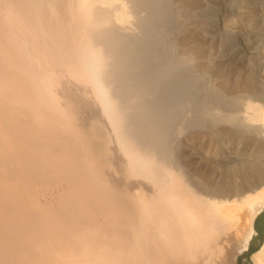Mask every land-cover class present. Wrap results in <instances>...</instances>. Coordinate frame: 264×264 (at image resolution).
<instances>
[{"label":"bare ground","instance_id":"obj_1","mask_svg":"<svg viewBox=\"0 0 264 264\" xmlns=\"http://www.w3.org/2000/svg\"><path fill=\"white\" fill-rule=\"evenodd\" d=\"M196 1L180 0L179 4L194 9ZM143 2L0 0V104L6 103L0 108V183L13 181L14 171L21 172L14 168V161L20 164L25 158L23 164L31 170L30 185L71 182L66 193H55L60 198L54 200L57 204L47 200L57 208L39 200L32 209L21 205L17 210L20 194L16 195L12 185L5 187L10 195L0 187V264H29V258L31 264H235L237 250L249 239L252 218L264 207V176L257 175L261 168L252 163L253 167L244 169V162L256 159L257 149L251 145L256 138L238 131L235 124L250 125L253 134L264 130V97L257 91L256 76L226 61L217 69L208 62L202 64L208 74H215L212 90L222 102H204L211 123H221L215 130L183 131L177 114L161 120L150 116L148 109L154 104L149 98L154 92L149 89L158 84L136 86V74L127 76L136 61L126 46L143 27ZM66 35L67 40L63 38ZM14 38L20 46L16 51L12 49ZM195 39L187 38L183 44V54L191 59L204 48ZM29 64L34 70L30 73L37 78L30 82L34 80L35 89L43 91H36L39 96L35 98L29 91L18 101L17 92L22 95L30 88L25 84L20 90L19 77L15 80L13 74L19 73V68L24 73ZM42 65L45 68L39 69ZM16 68L19 71L15 73ZM159 70L155 72L162 75ZM66 74L73 80L70 85ZM84 97L98 108L88 117L87 125L75 119L83 111L80 107L88 106V101L81 100ZM34 99L47 102L33 106ZM222 140L231 142L226 148H216ZM178 148L188 160L185 165L173 164ZM223 151L225 156L217 157ZM189 155L193 159L189 160ZM115 160L121 164L122 184L111 182L105 173ZM219 162L231 168L243 164L244 170L238 167L230 175L232 168L229 175L218 177L208 167ZM78 171L80 176L75 173ZM71 200L74 203L68 209L72 216L67 215L65 221L74 229L57 224L55 231L50 229L52 235L45 234L46 228H51L48 225L62 215L61 204L69 205ZM22 234L27 237L20 238L25 236ZM72 234L75 242H80H73L70 250L54 244L50 247L51 240L49 246L45 243L49 248L40 253L35 247L42 246L40 241H27L46 236L60 243ZM30 244L38 251H22ZM39 254L44 256L40 255L41 261ZM251 259L253 264H264V240Z\"/></svg>","mask_w":264,"mask_h":264},{"label":"rangeland","instance_id":"obj_2","mask_svg":"<svg viewBox=\"0 0 264 264\" xmlns=\"http://www.w3.org/2000/svg\"><path fill=\"white\" fill-rule=\"evenodd\" d=\"M140 1L141 2L144 1L143 4L145 5V7L143 4L141 5V9L143 8L142 9V11H143L142 15H144V16L142 17L143 19H142V21H141L142 23H140V25L142 24L141 27L142 26L143 27L140 28L141 32L138 33V35H137L138 37L135 35L137 38L134 37L133 41H130L131 43L128 42V44L126 46V50L129 51L131 49L133 52L135 51L138 53L136 54V53H133L131 51L132 54H134V56H135L134 61H136L135 64H133L134 69L133 70L131 69V73L129 71L128 73H125L124 75H127L130 73L127 76L130 77V75H131V77H133L136 74V83H135L136 86L137 85L143 86L145 83L154 84V85L158 84L159 88L157 87V85H155L154 87L155 88L157 87V89H155L154 87H153L154 89L153 88L149 89L150 91L152 90V92H154L153 95L151 94V96H150L151 98L148 97L149 100L152 99L151 102L153 101L152 104H154V105H151L148 109V110H150L149 111L150 116L156 117V119L161 120V119H167L168 115L174 116L175 114H177L178 118H181L182 129H184L183 131H185V128L188 129L189 131L207 130V129H209L208 127L211 128L209 130L217 129V126L221 125L220 121H216V122L211 123L212 121H210V117L206 114L205 109H204V106H205L204 102L206 100L207 101H213V100L219 101L220 100L219 99L220 96L218 95V93L213 92L214 90H212L214 83H216L215 74H213V73L208 74L207 70L205 71L203 69V67H205V65L202 66V64H205L206 62L214 65V69H217L218 67L222 68L223 67L221 65L222 62L226 61L228 63V65L236 66L235 69H242L243 71L248 70V71L253 72V74L256 76L255 84L257 87V91H258V93H260V95H262V97H264V0H226V1L225 0H223V1H220V0H197L196 1L197 4L194 5V9H192L193 6L190 8H186V7L184 8L183 6H181V4H179L180 0H140ZM226 2H227V4L225 6L224 3H226ZM149 3H151L152 5ZM153 3H154V5H153ZM180 7H182V8H180ZM235 17H236V19H235ZM242 20L247 21L246 25H248V24L249 25L248 26H246V25L240 26L238 28V26L243 22ZM215 22H217V23H215ZM210 23H212V24H210ZM203 32H205V33H203ZM194 36L196 39L199 40V41L198 40L197 41L200 43V45L203 44L204 48L202 47L203 49L200 50V53L198 54L199 56H196V58L194 57L191 59V58L186 57L183 54V52H184L183 44L185 42V39L191 38V37L193 38ZM63 38L65 40H67L69 38V36L66 35ZM158 38H159V40H158ZM16 39L15 38L13 39L14 45H12V49H14V48L16 49V48L20 47L17 43H15ZM144 39L147 40L148 43H146L147 41H145ZM149 40L151 43L149 42ZM141 41H142V43H141ZM200 41H202L203 43H201ZM132 42L135 43V45ZM24 46L22 44L21 47H24ZM235 47H236V49H235ZM139 48H141V49H139ZM170 49L172 51H170ZM23 52H25V51H23ZM28 53H30V52H28ZM139 53H141V54H139ZM22 56L26 57L27 55L26 54L23 55V53H22ZM171 56H172V58H171ZM181 57H182V59H181ZM208 59H210V60H208ZM140 62H141V64H140ZM169 63H172V64H169ZM179 63H181V64H179ZM45 65H42L41 67H39V69L45 68ZM30 66L31 65L29 64L28 67L26 66V68H24V70H23V72L25 71L24 73H21L23 68H19L20 69L19 73H16L19 71V70H17L18 68H16L14 70L16 73V75L13 74L14 79L16 80L17 76L19 77V78H17L18 81L16 80V82H18L20 84V87L24 86L26 84L25 86L29 87L30 89L32 88V90H30V89L28 91L26 90V92L22 95H21L20 91H19V93L17 92L16 100H17V98H19L18 101L27 97L30 94V92L34 94V98H35L36 96H39V95H36L38 93L35 94L36 91H39V92L43 91V89L41 90V88H37V90L35 89L36 83L34 82V80H31V82H30V79H34L36 77L32 74L34 71L33 67H30ZM29 67L32 70H29ZM158 67L161 70L162 75H160L159 72H158L159 74L157 72H155L156 70L157 71L159 70ZM150 69H152V70H150ZM142 70L144 71V74L142 73ZM171 70H173V71H171ZM31 71H32V73H30ZM149 72H152V73L150 74ZM167 72L168 73L170 72V73L167 74ZM164 73H166V74L163 75ZM29 74H32L31 77ZM132 74H133V76H132ZM32 76H34V77H32ZM49 76L52 77L53 74L50 73ZM21 79H22V81H20ZM65 79H68L70 81V82L69 81L66 82L69 85L71 82H73V80L67 74L65 76ZM45 80H48V79L46 78ZM35 81H37V78H35ZM150 81H151V83H150ZM27 82H28V84H27ZM63 82L64 81L62 80V82H60V83H63ZM68 84H66V85L63 84V86L66 87V86H68ZM159 84H160V86H159ZM31 85H33L34 87ZM163 86L165 88H163ZM20 90H22V87ZM149 90H147V91H149ZM155 90L156 91L159 90L158 91L159 93L156 92ZM160 98H162V99H160ZM154 99H156V100H154ZM16 100H14V101L16 102ZM81 100L84 103H85V101H88V103H85L88 106L87 107H80V110H81V108H83V111L82 112L80 111V114L79 115L77 114L78 116L75 119L76 120L82 119V122L86 123V125H87V122L89 121L88 117H90L92 115L94 116V114L96 113V110L98 108H97L96 104H94V102H89L90 99L85 100V97H84V98H81ZM160 100H161V102H160ZM222 100H226V98L222 97ZM42 102L43 103L45 102L44 99H43V101H36L34 99L33 106H35L34 104H37V103H39V105H40ZM46 102H47V100H46ZM77 102L78 103L80 102L79 104L82 105L81 101H77ZM219 102L222 103L221 101H219ZM226 103L228 105V102L226 101L224 103V106L226 105ZM0 105H2V107L0 106V108L6 107L5 102L3 104H0ZM147 113H148V111H147ZM158 113H159V115H158ZM0 116H1V118H3L2 115H0ZM150 116H148V117L151 118ZM157 117H159V118H157ZM136 119L139 120V117H137ZM183 119H185V120H183ZM177 120H179V119H177ZM225 124L227 126H231V124H229V123H225ZM184 125H186V126H184ZM189 125H193L194 127L189 126ZM255 125H258V124H255ZM235 127L238 131H241V133L250 134L253 136V138H256L255 141L253 142L254 144L253 143L251 144L257 149L256 150V153H257L256 159L248 160L247 162L243 163L244 165L239 164V166H236V168L232 167V168H234L233 172H232V168L230 165H223L222 162H219V164L215 163L214 166L212 165V166L208 167L210 169L209 172H211L214 175H217L218 177H225V176H227V174L229 175L230 172H232L230 175L235 174L236 171L238 170V167L240 170H244L248 166H249L248 168H250V167H253V165H255V167H257V169L261 168L260 173L257 175L259 177L264 176V130H260V131L258 130L259 133L253 134V132L250 128V125H248V124L245 125L243 122H241L239 125L235 124ZM173 137H174V135H173ZM226 141L227 140H225V141L222 140L221 142H219L216 145V148H218V147L219 148H226V146L229 145L231 140H228L227 143H226ZM206 146H208V144ZM179 150L180 149L178 148L177 152H174L177 154L173 153L175 155L174 158H172V160L175 159L173 161L174 162L173 164L185 165L186 161L188 162V160H187V158H185L183 153L181 156ZM224 154H225V152L223 151L217 157H219V156L223 157ZM190 159H193V155H189V160ZM227 159H225V160H227ZM176 160L178 162L179 161L180 162L178 163ZM220 160H222V159H220ZM23 161L26 162L27 161L26 158ZM23 161L20 164H18L17 162L14 161V163L16 164L15 165L13 163V166L15 165L14 168L15 167L19 168L21 170V172H19L18 169L15 170L16 174H15V171L13 174H14V176L16 175V178L13 176V178H14L13 181L7 180V181L1 182L0 183L1 189L6 190V191H2L1 189L0 190L2 192L7 193L8 195H10L12 193L9 192V189H7L5 187L9 186V188H12V186H13L12 190L13 189L15 190L16 195L20 194L18 198H19V203H21V204L15 205L17 207V210H18V208L19 209L22 208V206L26 207V208L29 207L28 209H32L35 204H38L40 202L39 200H42L41 204H43V202L46 201V203H44V204L49 203V205H51L53 208H57L55 205L57 203H55L56 201L54 202V200H57V199L59 200L60 198H58V194L55 195V193H58V191H59L60 195L62 193L64 194V192L66 193L68 191V188L71 186V182H69L70 184L68 183L69 184L68 185L67 182H65V180H64L65 183L62 182L61 180H58L59 184L53 185V184H55V182H57V180H52L51 182L46 183V184L38 183V184H40L39 186H41V187H43V185H44V188H41V187L39 188L38 184H35V183L32 186L27 182V179L29 178L28 175H30V173H28V172L31 170L28 169L27 167H25L27 163L23 164L24 163ZM113 163H114L113 167L105 168L106 169L105 173L107 175V178H109V180L111 182H114L116 184H122L123 180H122L121 169H120L121 164L117 160H115ZM250 163H252L253 165ZM216 164H218V165H216ZM22 165H23V169L21 168ZM242 165H243L244 169L242 168ZM186 167L189 168L188 170H190V172L194 171V168L192 169V166L187 165ZM22 171H25L24 172L25 174ZM75 173L79 174L78 176L81 175L80 171L75 172ZM19 175L21 176V178ZM18 176H19V178H18ZM25 176H28V177L26 178ZM51 179H53V178H51ZM20 180H21V183H20ZM12 182H14V184H12ZM51 183H53V184H51ZM60 183H62L63 186H65V187L67 186V188H66L67 190H65L64 189L65 187L63 188L62 184H60ZM21 184H22V186L20 187ZM48 184H49V187H48ZM52 185H53V188H52ZM59 185L61 188L59 187ZM46 186H47V188H45ZM56 186H58L59 188ZM85 187H86L85 185H82L83 191L88 192L87 191L88 187H86V188ZM17 188H18V190H17ZM37 188H39V189H37ZM56 189H57V191H56ZM58 189H60L61 191ZM17 192H19V193L17 194ZM45 197H48V198L46 199ZM49 197H50V199H49ZM37 198H38V200H37ZM53 198H55V199H53ZM43 199H44V201H43ZM36 200H37V202H36ZM47 200H49V201L52 200L55 204L53 202H52V204H50L51 202H49ZM72 203H74L73 200H71V203H69V205L68 204L66 205L65 203L61 204L64 206L62 208L64 210L62 215L61 216L59 215L58 218L55 219V220H57V222L55 221L54 223H52L53 226H52V224L48 225V227H51V228H48L49 230H47V228H46L45 231L47 233H45V234H48L49 232H51V235H52V232H53L52 230H54V231L56 230L55 229L56 227H54V225L58 226L59 224L62 226L67 225L66 228L64 227L65 229H67V227H69V228L71 227L72 229H74V226L71 223L68 224L69 222H66L67 221L66 218L68 217L67 215H70V217L72 216L71 213L69 212V209H68V208H70ZM15 206H14V204L12 205V207H15ZM65 209H67V210H65ZM15 212L13 211V213H15ZM64 212H66V213H64ZM56 216H57V214H55L54 217H56ZM58 219H62L63 221L59 222ZM68 219H69V217H68ZM63 222H64V224H63ZM50 229H52V230H50ZM72 229H70L71 233L73 232ZM22 235H25V234H22ZM73 235L74 234L71 235V239L73 241H71L70 238H67V240L69 239L68 241L65 240L64 238H62L60 243H58L59 241H57V243H56V241H54V240H59V239H53V238L51 239V238H48L46 236L44 239H43V237L40 238L42 241L43 240L46 241V242L43 241L44 243L40 239L38 240L36 237L34 239L30 238L27 241L29 243H34V241H35V243H36V241L38 243L40 241V244L42 245L41 247H39L40 245H35V247L39 248V251L41 249L40 253H42L44 248L45 249L49 248L48 247L49 243H50L49 241H51V240L52 241H51L50 247L54 244V247L61 246L64 249L70 250V247L75 246V245H72L73 242L75 244H77V243L79 244V242H80V240L75 242ZM22 237L23 238L27 237V235L21 236L20 238H22ZM25 239H27V238H25ZM261 240H262V238H260L259 235H255L251 239V244L253 245V247H255L258 243H260ZM47 241L49 243H47ZM53 241H54V243H52ZM81 242H82V240H81ZM45 243L48 246L45 245ZM29 247L30 248H27V247L24 248L25 250H22V251L27 252V253L33 252V251H38V249H34L35 247L33 248L31 246V244L29 245ZM42 248H43V250H42ZM40 255L42 256V254H39L38 259L41 261L43 258H41ZM42 257H44V256H42ZM59 259H62V258H59ZM29 264H31L30 258H29ZM53 264H58V263L54 262Z\"/></svg>","mask_w":264,"mask_h":264},{"label":"water","instance_id":"obj_3","mask_svg":"<svg viewBox=\"0 0 264 264\" xmlns=\"http://www.w3.org/2000/svg\"><path fill=\"white\" fill-rule=\"evenodd\" d=\"M264 212V207L260 208L253 216L252 218V226H251V233H250V236H249V239L247 240V242L245 243V245L243 247H241V249H238L237 250V254H236V257H235V264H237V260L240 256H242L245 252H248V262L249 264H253L252 262V259H251V255L257 251L262 243H263V240H264V231H263V236H262V240L260 241V243H258L256 246H255V250H249V245L251 243V239L253 238V236L255 235H258L257 231L255 230V221L256 219Z\"/></svg>","mask_w":264,"mask_h":264},{"label":"trees","instance_id":"obj_4","mask_svg":"<svg viewBox=\"0 0 264 264\" xmlns=\"http://www.w3.org/2000/svg\"><path fill=\"white\" fill-rule=\"evenodd\" d=\"M254 226L259 237L262 238L264 231V212L256 219ZM251 250H255V247H252Z\"/></svg>","mask_w":264,"mask_h":264},{"label":"flooded vegetation","instance_id":"obj_5","mask_svg":"<svg viewBox=\"0 0 264 264\" xmlns=\"http://www.w3.org/2000/svg\"><path fill=\"white\" fill-rule=\"evenodd\" d=\"M253 245L250 243L249 250H251ZM248 252H245L242 256H240L237 260V264H249L248 260Z\"/></svg>","mask_w":264,"mask_h":264}]
</instances>
